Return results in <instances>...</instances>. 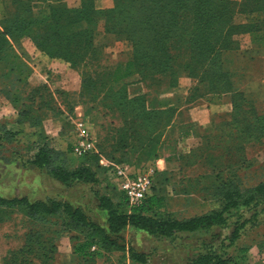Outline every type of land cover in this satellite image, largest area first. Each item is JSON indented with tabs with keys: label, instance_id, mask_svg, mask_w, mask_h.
Returning a JSON list of instances; mask_svg holds the SVG:
<instances>
[{
	"label": "trees",
	"instance_id": "obj_1",
	"mask_svg": "<svg viewBox=\"0 0 264 264\" xmlns=\"http://www.w3.org/2000/svg\"><path fill=\"white\" fill-rule=\"evenodd\" d=\"M12 1L16 4V9L12 13L6 12L0 18V78L3 79L5 69L25 78L18 79L13 91L8 89V86H12L11 83L6 85L0 80V95L5 97V94L15 91V95L21 97L15 99L18 123H26L38 130L37 140L26 148V163L44 170L64 187L79 183L97 185L98 172L110 169L100 166L102 158L112 165L120 166L128 164L134 154L141 155L144 161L161 156L156 140L170 123L173 110H161L157 106L153 110L148 107L143 95L128 97L124 80L134 75L150 84H158L159 79L164 78L171 88L186 73L197 80L198 87L193 89V95L215 98L229 96V103L234 111L232 123L236 131L242 127L238 122H245L244 113L247 111L243 108L256 105L254 100L244 96L243 90L234 86V74L229 67H224L222 55L239 51V43L235 37L240 33L248 35L252 49L264 50V0H244L235 6L230 0H172V6H169V0H132L134 5L141 3L145 7L144 17L133 14L113 25L118 35H125L131 40V59L115 66L97 80L84 78L79 98L82 105L86 106L85 98L95 101L98 97H103L99 101L101 107L121 119V126L111 129V134L117 139L113 141L115 138H110V151L98 146L95 154L82 157L81 164L72 167L67 154L57 151L51 145L43 129L45 119L61 115V112L54 106L52 95L44 85L32 89L29 87L26 80L28 67L20 60L13 47L20 49L19 41L28 37L34 47L48 58L61 59L75 67L77 61L82 62L87 58L84 56L86 48L92 43L83 38L81 33L71 31L76 23L70 21V14L74 10L68 9L59 1L52 0L53 4H47L49 14L45 18L33 16L32 7H26L25 4L29 0ZM116 1L119 6L120 0ZM250 2L251 6L245 9ZM88 5L89 8H84L92 10L90 3ZM108 13L111 12L99 15ZM236 13L253 15L257 20L253 19L255 21L244 26H233L231 21ZM157 14L161 17V23L156 30V27L152 28V21H155ZM201 84L206 88L203 93H198ZM193 95L190 100L196 99ZM235 115L238 118L240 116L241 120ZM259 129L263 133L259 135L264 136V127L260 125ZM15 137L16 132L6 129L0 123L1 142H13ZM69 151L71 153V147ZM118 151V158L113 157V152ZM253 191L262 194L264 183L253 188ZM240 193L239 190H227L218 186L211 196L223 201L220 211L177 220L166 212L165 196L156 193L153 178L151 193L139 207H129L121 193L118 195L121 198L118 203L108 194L98 198V208L106 214L105 227L91 222L79 208H74L69 203L0 198V225L10 221L11 215L16 212L31 226L24 234L22 245L1 258L0 264H54L58 253L57 239L50 233L55 230L57 235L60 232L70 237L78 264H92L94 258L102 252L123 253L126 250L125 243L119 234L126 227L151 237L166 239L176 234L208 232L224 224V214L238 207ZM253 198L254 196L243 205H247ZM52 228L55 230L50 232ZM231 241L230 237L224 246H219L220 251H216L218 247H215L210 253L198 256L191 264H236V261L231 263L226 258V248L231 245ZM92 247H95L94 251H91ZM129 253L133 263L145 264L143 254L131 250Z\"/></svg>",
	"mask_w": 264,
	"mask_h": 264
},
{
	"label": "rangeland",
	"instance_id": "obj_2",
	"mask_svg": "<svg viewBox=\"0 0 264 264\" xmlns=\"http://www.w3.org/2000/svg\"><path fill=\"white\" fill-rule=\"evenodd\" d=\"M53 1H59L68 9L74 10L70 14V21L76 23L71 31L81 33V36L89 39L92 44L86 48L84 56L87 58L82 62L77 61V65L72 67L66 61L50 59L40 51H38L41 53L39 55L34 51L35 47L28 37L19 41L18 52L27 56L29 63L27 67L31 68L29 87L32 89L44 85L52 95L54 106L61 112V115L44 120V132L57 151H69L67 148L74 142L75 119L81 114L95 148L101 146L106 151H110V138H115L113 141L117 139L111 134V129L119 128L121 119L101 107L99 101L103 97H98L95 101L85 98L86 106H83L79 99L82 82L84 78L97 80L115 66L131 59L133 54L131 40L125 35H118L113 25L133 14L143 18L146 14L145 7L141 3L134 5L132 0H120L119 6L116 0ZM53 1L31 0L30 2L29 0L25 4L26 7H32L31 13L34 17L45 18L49 14L47 6L53 4ZM230 1L235 6L244 0ZM88 3L92 6V10L84 8V6L89 8ZM168 3L169 6L174 5L172 0ZM250 4L251 2L247 3L244 8L248 9ZM15 9L16 4L12 0H0V18L6 12L12 13ZM106 11L111 13L99 15ZM160 19V15L157 14L155 21H152V28L158 29ZM253 19H256L253 15L236 13L231 23L233 26H244L255 21ZM235 40L239 43V51L223 54L222 60L224 67H229L230 72L234 74V86L242 90L248 81L259 80L264 76L261 70L262 62L256 61L253 57L263 54L264 50L252 49L250 38L246 34L240 33ZM83 50L84 48L81 52ZM174 68L178 70L177 66ZM192 80L197 83V80L184 73L178 78L177 84L170 88L164 78L159 79L158 84H150L139 76H133L125 86L131 97L143 95L150 108L156 106L166 108L169 104H173L182 112L181 118L172 125L173 127L165 129L158 141L156 140L166 163L159 175L154 174L156 193L165 196L166 212L177 220L220 211L223 208V201L211 196L218 186L227 190H239L241 192L239 205L224 214V224L208 232L177 234L171 239L139 237L138 242L141 246L136 250L138 254H143L145 264H166V262L191 264L198 256L210 253L215 247H218L216 251H220L219 246H224L231 237V245L226 248V258L231 263L236 261V264H264V191L262 194L253 191V188L264 183V136L259 135L260 125L264 127V101H255L254 107L248 105L243 108L247 111L244 113L245 122H238L242 127L236 131L232 123L234 111L230 103L224 106L225 98L206 96L203 100L189 99L184 103L182 94L192 86ZM205 88L204 84L199 85L198 93H203ZM196 107L212 108L210 121L199 129L189 115V110ZM0 116L4 117V114ZM258 116L261 118H256ZM237 119L241 120V117ZM9 130L16 132V137L13 142L0 144V168L13 166L15 174L18 175L20 168L25 169L29 166L26 163V148L37 140L38 130L29 127L26 123L18 128L11 127ZM190 132L197 135L196 142H192L186 136ZM67 156L72 167L81 164V158H76L71 153ZM132 156L139 159L135 164L148 162L144 161L141 155ZM101 160L99 164H104ZM131 163L132 159L128 164L120 166L127 168ZM101 166L105 168V165ZM118 166L111 165L107 172L99 171L97 185H72L59 189L48 185L42 194L35 195L32 199L69 203L74 208L82 209L91 221L96 200L101 195H110L115 203L121 200L113 177V171ZM139 169L145 170L143 167ZM4 189L0 190V197L5 198L10 193L7 194ZM13 192L17 193L15 190ZM252 196H254L253 200L243 205ZM30 228L29 222L16 212L11 215L10 221L0 225V260L8 252L22 245L23 236ZM53 230L55 229L52 228L50 232ZM53 232L50 234L57 239L58 247L72 245L69 236L60 232L57 235L56 230ZM126 244L123 253H99L92 264H136L130 259L129 253V250L135 252L134 248L129 242Z\"/></svg>",
	"mask_w": 264,
	"mask_h": 264
},
{
	"label": "crops",
	"instance_id": "obj_3",
	"mask_svg": "<svg viewBox=\"0 0 264 264\" xmlns=\"http://www.w3.org/2000/svg\"><path fill=\"white\" fill-rule=\"evenodd\" d=\"M18 47L14 46L13 50L17 53V55L19 56L20 60L27 66L29 65L28 61H27V56L25 54L20 55L18 52ZM34 51H36L39 55H41L40 52H38V50H36L35 48H33ZM255 57L254 59L260 60L262 62V66H261V70L264 72V53L260 54L258 56H253ZM15 59H12V61H14ZM9 70V69H8ZM28 77H27V83L29 84V80L31 77V68L28 66ZM2 74L0 73V77ZM136 76V75H134ZM20 77V78H19ZM23 77L25 78V76L23 75H19L16 73H12L11 71H7V69H5V74L3 76V79L0 78V80H3V82L8 85L9 83H11L12 86H8V89H11L13 91V88H15V83L18 81V79H23ZM133 77V76H132ZM128 78L126 80H124V84L127 86V83L129 80H131V78ZM193 81V80H192ZM195 81H193L192 86L190 88L187 89V91H184L182 94V98L184 99V103H186L190 97L193 95L192 91L193 89L197 86V83H194ZM14 83V85H13ZM30 86V85H29ZM243 93L244 96L247 99L250 100H254V101H264V76L262 77V79H254L252 81H248L246 83V85L243 87ZM15 91L14 92H10V94H5V97L0 95V115L3 113L4 117L0 116V123L4 124V126L9 130V128H18L21 127V123H18V108H17V104H15V99H20L21 97H19L18 95H15ZM128 97H131L128 93H127ZM140 96V95H138ZM142 96V95H141ZM132 97H135V95H133ZM229 96L226 97H222L224 100L223 104H225L224 106L228 105L229 103ZM203 98H205V96H196V100H203ZM2 105V106H1ZM161 110H165V109H172L173 110V115H172V119L170 121V123L165 127V129H170L172 128L173 124H175L177 122L178 119L181 118L182 112L181 109H179L177 106H174L173 104H169L168 106H166V108H160ZM153 110H156V108H153ZM210 111H212V108L210 109H199V108H192L189 110V115L192 118L193 122L197 123L198 129L201 127H205L207 125V122H209L210 120ZM8 113H12L11 115H9ZM77 118L75 119V123L81 122L83 124V127L85 129V131L89 134L88 130L86 129V125L84 124L83 120L81 119V114H78L76 116ZM83 118V117H82ZM118 127V126H117ZM90 136V134H89ZM187 137H189L192 142H196L197 140V135H194L193 132H190L186 135ZM91 138V136H90ZM92 139V138H91ZM71 147V146H70ZM70 147L67 148V150H70ZM120 151L118 152H113V157L118 158V154ZM66 154H69L70 151H66ZM72 154V153H71ZM75 157V156H74ZM132 159V163L130 165L127 166L128 170L131 173H136L138 172L140 169V167L145 168V169H151L154 174H160L161 171L164 169V165L165 163V159L160 156L154 160H150L146 163H141V165L139 164H135L138 162L139 159H135L133 158V156L131 155L130 160ZM101 161H104V164H100L101 165H105L106 163H108L105 159L102 158ZM145 164V165H144ZM15 169L13 166H7V167H2L0 168V190L4 189L6 191V193H10L9 195H7L8 197H0L3 199H20V198H27L28 201H35L34 196H38L40 194H42L44 192V190L46 189V187L49 185V187H57V189H59L60 187H64L63 185H61L59 182L55 181L54 179H52L44 170H39L36 167L30 165L25 169L20 168V174L16 175L15 174ZM98 175V174H97ZM74 185H93V184H74ZM94 186V185H93ZM8 191H7V190ZM15 190L17 191V193H12V191ZM2 192V191H1ZM12 193V194H11ZM10 196V197H9ZM95 203V202H94ZM80 209V208H79ZM82 212L83 210L80 209ZM128 212H129V208H127ZM84 213V212H83ZM85 214V213H84ZM86 217H88L85 214ZM91 222L100 225L102 227L106 226V214L105 212L101 211L98 208V200H96L93 212H92V218H91ZM177 235V234H176ZM178 235H182V234H178ZM119 236L122 238V240L124 241V243L126 244L127 242L130 243L131 247L134 248V251L136 253L141 246L138 242V238H146V237H151L148 236L146 233L135 230L131 227H126L120 234ZM24 237V236H23ZM161 238V237H159ZM147 239V238H146ZM161 239H166V238H161ZM171 239V238H168ZM127 246V244H126ZM58 247V245H57ZM144 247V246H143ZM58 253L55 257V261L54 264H78L77 261V257L75 256L74 252H73V248L72 245L68 246V247H64L62 248L61 246L58 247ZM166 264H170L169 262H166Z\"/></svg>",
	"mask_w": 264,
	"mask_h": 264
},
{
	"label": "built area",
	"instance_id": "obj_4",
	"mask_svg": "<svg viewBox=\"0 0 264 264\" xmlns=\"http://www.w3.org/2000/svg\"><path fill=\"white\" fill-rule=\"evenodd\" d=\"M74 142L71 144V153L76 158L87 157L96 153V148L89 134L81 122L74 124ZM6 143V142H1ZM112 164L106 163L105 167ZM105 177V176H104ZM116 188L121 193L129 207H139L150 195L153 186L154 172L151 169L139 170L131 173L127 168L118 166L113 171ZM95 247L91 248L94 251Z\"/></svg>",
	"mask_w": 264,
	"mask_h": 264
}]
</instances>
